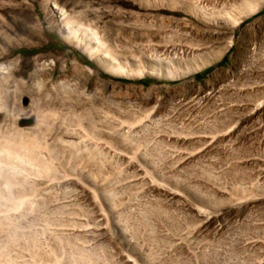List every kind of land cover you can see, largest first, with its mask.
Masks as SVG:
<instances>
[{
    "label": "rangeland",
    "instance_id": "1",
    "mask_svg": "<svg viewBox=\"0 0 264 264\" xmlns=\"http://www.w3.org/2000/svg\"><path fill=\"white\" fill-rule=\"evenodd\" d=\"M0 264H264V0H0Z\"/></svg>",
    "mask_w": 264,
    "mask_h": 264
}]
</instances>
